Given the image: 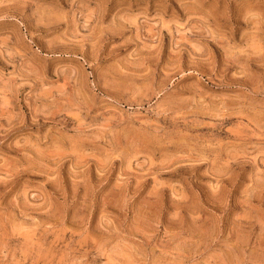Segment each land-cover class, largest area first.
<instances>
[{
	"label": "rangeland",
	"instance_id": "rangeland-1",
	"mask_svg": "<svg viewBox=\"0 0 264 264\" xmlns=\"http://www.w3.org/2000/svg\"><path fill=\"white\" fill-rule=\"evenodd\" d=\"M0 264H264V0H0Z\"/></svg>",
	"mask_w": 264,
	"mask_h": 264
}]
</instances>
